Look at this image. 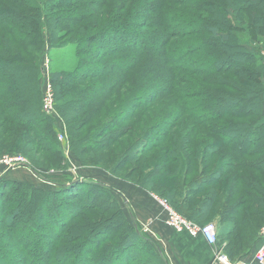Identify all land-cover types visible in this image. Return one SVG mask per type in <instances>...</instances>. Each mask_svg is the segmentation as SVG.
Masks as SVG:
<instances>
[{
  "label": "trees",
  "instance_id": "1",
  "mask_svg": "<svg viewBox=\"0 0 264 264\" xmlns=\"http://www.w3.org/2000/svg\"><path fill=\"white\" fill-rule=\"evenodd\" d=\"M110 1L0 0V32L12 42L0 48V61L8 65L0 70V157L30 148L67 163L57 147L55 119L41 110L38 63L45 48L72 44L74 68L52 71L49 79L68 131L88 128L82 138L69 131L75 158L82 166H96L91 158L108 154L115 164L101 169L114 176L131 166L123 180L138 174L142 180L130 184L148 193L163 178L171 179L161 197L199 225L217 214V245L224 244L232 262L249 260L264 225L256 229L249 222L247 215H258L256 209L245 212L249 204L264 212V61L256 51L264 39V0H154L144 7L145 16L105 26L101 17L110 13ZM168 2L197 14L180 21L183 35L201 37L185 44L181 54L167 50L159 36H177L172 29L178 20L160 19ZM129 4L126 0L118 12ZM148 27L165 32L143 35ZM130 29L137 31L132 45L121 39ZM140 35L147 43L160 38L159 47H142L134 41ZM14 46L30 62L10 55ZM186 57L194 58L192 65L183 63ZM151 75L161 77L159 86L150 88ZM200 76L206 91L198 85L186 91L188 78ZM124 92L129 96L122 102ZM162 102L172 111L154 121ZM110 103L116 110L121 106L114 116L107 112ZM27 167L41 176L33 161ZM44 180L54 189L0 181V264H167L112 187L75 182L69 175ZM252 196L257 199L251 203Z\"/></svg>",
  "mask_w": 264,
  "mask_h": 264
},
{
  "label": "rangeland",
  "instance_id": "2",
  "mask_svg": "<svg viewBox=\"0 0 264 264\" xmlns=\"http://www.w3.org/2000/svg\"><path fill=\"white\" fill-rule=\"evenodd\" d=\"M129 1H130V4H129L128 9L125 10L124 12H118L119 8L122 7L123 4H125L126 0H119V1L111 0L110 1V4H111L110 13L107 16L101 17L102 18L101 19V23L106 26V25H108L110 23H119V22L123 21L124 19L125 20L126 19L130 20L132 17L133 18L134 17L135 18H140L141 16H145L146 14H145V12L143 10L144 7L147 4H149L150 1L152 2L154 0H129ZM162 6H163V4H162ZM165 6H166V8L163 6V8L161 9L162 13L159 14L160 15V19H164V18H168L169 17L170 19L178 20V21H176L177 25L173 26L174 28L172 29L174 33H177V36L173 37V38H169L165 34H163L162 36L160 34L159 36L162 38L163 42L167 40V43H166L167 50L170 49L171 52H175L176 54L178 52V54H181V53H183V49L182 48L185 46V44H188L189 42L197 41L201 37L197 38V37H194V36H190L189 34L183 35L184 31H182V30H184V27L181 26L180 21H181V19H186L187 20L192 15L194 16V15H197V14H192V13L187 14V10L185 8H183V6L179 7L178 9H176L169 2L165 3ZM165 9L169 10V12H166L167 10H165ZM164 10H165V12H163ZM160 19H159V21H161ZM131 29H133V28H131ZM124 31H125L126 35L124 34L123 38H121V39L124 40V43H126L128 45H132L133 39H134V37H136L134 35V33H136L137 31L135 29L131 30V31H128V30H124ZM158 32L159 33H164L165 29L164 28H156V27H148V29L147 28L146 29L143 28V35H145L146 33L147 34L149 33L150 36L154 35V36L158 37V35H156V34H159ZM179 32H180V34H179ZM117 35L120 36V31H119V33H117ZM141 35H140L139 40H134V41L138 42L142 47L143 46L144 47L149 46V48L150 47L151 48L159 47V43H160L159 39L160 38H153L152 41H148V43H147L145 41V37L144 36L141 37ZM238 36L242 40L246 39L244 34L238 33ZM4 42L8 46H10V44H12L11 40L6 35H4L2 32H0V48L3 47ZM256 47H258V49L256 50L258 56L262 57V60L264 61V39L263 38L262 39L260 38V40L257 41ZM11 48L12 49H9L10 50L9 51L10 55H14V52H15V53L19 54L22 59H25V61L30 62L29 58L26 57V55H24L22 49H20L17 46L16 47L14 46V47H11ZM3 54L5 56H7L6 53H3ZM34 54H36V53L34 52L33 55ZM193 57L196 58L197 56H193ZM191 58H187L186 57V60H183V63L188 64V65H192V62L194 61L193 60L194 58H192V59ZM31 61L34 62V60H31ZM76 62H77V56L75 54V46L72 45V44H64L62 46H55V47H52V48L48 49V51H46V48H45L41 52V54L39 55V63H38V66L41 69V74H40L39 79H38V84H39V89L41 91V110H42V112H43V108H42V93H43V91H42V82H43L44 77L47 74L49 76L52 71H70V70H72L74 68ZM143 65L144 66H149L150 63H146V64H143ZM199 65H200V67H203L202 64L199 63ZM7 66L8 65L6 63H2L0 61V70L1 69H7ZM196 67H198V66L196 65ZM145 69L146 68L144 67V68H141L140 70L143 71V72H146ZM182 73H183V71H182ZM182 73H180L179 75L180 76H182L183 74L185 75V73H183V74ZM144 75H147V74H144ZM188 75L189 74H187L185 76H188ZM151 77H155V78L151 79ZM151 77L149 78V80L151 79L150 80L151 81L150 88L159 86V84L161 83V77L159 78V77H156L155 75H151ZM221 78L225 79L224 76H222ZM188 79L189 80H187V81L189 82V84L186 83L184 85L185 88H186V91H191V87L193 85H198V89L201 92L206 91V87H203L201 85V83L203 81V77L202 76H200L198 78L192 77V79L189 77ZM143 80H145V76H143ZM53 89H54L53 85L51 84V90H52V93H53V111H54V114L52 115V117H54L55 122H56L55 126L57 127V129H55L56 132H54V134H55L56 140H57V137H58L59 133H62V134H64L66 136V139H67L68 144H69V150H68V155H67V159H66L67 163L64 162V163L61 164L60 162H57V161H55L53 159H50L47 156V153L46 154L45 153H39V152H37V151H35L33 149L31 150L30 148H24L23 149L24 152L21 153V154H9L8 153V154H5L3 156H9V155L21 156V157H23L26 160V162L28 164H29V160L33 161L37 166L40 167L39 169H37V171L40 172L41 179H45V178L47 179L49 177H56V176L60 177L61 175H69L73 179L76 180V179H80V176H82L84 174V172H83L84 169H91L93 171L96 169V171H99L100 173H105L106 176L113 177V178L121 180L123 182L130 183L131 181H133V182L141 181L142 177L139 176L138 174L135 177L127 178V179H129L130 182L123 180L130 173L129 170L131 169V166H128L126 169H124L122 171L115 172L116 176L115 175L113 176L109 172L105 171L104 169H101V166L104 167V168H108V167L110 168L112 165L115 164V160L114 161H112V160L110 161V160L105 158V157H107L108 154L104 155V154L101 153L103 156H100L99 153L95 154L94 158L92 157L91 159L93 161H95L93 164L96 165V166H92V165H90V166H82L80 164L78 159H76L75 156L71 153L70 140H69V131H70V133H73L75 136H77L79 138H82L86 134L88 128H86L85 130H82V131H76V130H74L75 127H73V129H70L68 131V126L69 125L67 126V124H69V122H66V120H65V122H63V120L59 118V113L56 110V107H55V103L56 102H55L54 90ZM128 93L124 92V94H126V95L121 97V101L122 102L125 101L124 98L127 95L129 96ZM163 103L164 102H162L160 104V107H158V111L156 112L157 114L155 115L156 117L154 118V121L158 120V122H159L162 118L167 117L171 113L172 109L170 108V110H169V108L165 107ZM120 107L121 106L118 105L119 109H120ZM108 108H107L108 109L107 112L110 113V114L108 113L110 116L111 115L114 116L116 111L119 110V109L116 110V107L111 105V103L108 106ZM78 121L79 120L77 119L76 122H75V126H77ZM184 125L185 126H183L182 128L183 129H187V125L186 124H184ZM57 143H58L57 147L58 148L59 147L62 148L61 147V143L59 141ZM160 153H161V151L158 150V154H160ZM85 157L89 158L90 156H85ZM66 164H67V167L63 169V166L66 165ZM99 165H100V167H99ZM41 167H43V168H41ZM44 168H48L49 170H46ZM141 168H142L141 170L143 172L140 173V174L144 175L146 173V171L149 170V165L145 166L144 168L142 166ZM70 171L75 172L76 175L74 176L72 174V172H70ZM157 175H160V174H157ZM159 179H160V177H159ZM165 180L166 179L163 178V181L161 182V184L158 183V185H157L158 187H155V188L152 189L153 193H150L152 195V197L156 196L158 198L164 199V198L161 197V194H163L162 188H164V186L166 184L167 185L168 184L169 185L172 184V180L171 179H169V181H165ZM260 181H261L260 185L264 188V178H262V179L260 178ZM161 185H162V187H161ZM40 186L44 187V188L45 187L46 188L55 187L54 185L48 184L47 181H42V182L40 181ZM222 192L224 193V199H226L227 198V191H222ZM254 194L257 195L256 192L255 193L254 192L251 193V195H253V196H254ZM253 196H252V199H251V203H252V200L256 201V199H257V198H255ZM241 198H243V196H241ZM119 199L121 201V204L124 207V211L127 212V214H128V211H129L128 210L129 209L128 208V204L125 203L120 197H119ZM258 199L259 200H257V201L260 203V205H262L261 202H260V200L263 201L262 198H259V196H258ZM251 209H256L255 211H256V213H258V215H255V216L247 215L248 216V220H249V222L251 221L252 223H255V228L257 227L256 229H258V227L260 228L264 224V222H261V217L264 216V212H263V210H260L256 204L254 206H252L251 204H249L248 206L247 205L245 206V212L246 211H250ZM218 220H219V218H218L217 214H215V215H211L209 220H205V221L201 222L200 224H202V225L209 224V223L216 224ZM256 223H258V225ZM260 229H259V231H260ZM248 242L249 241H243V242L241 241V243L243 245L248 244ZM222 246H224V244ZM224 248H225V246H224ZM225 251H226V249H225ZM2 264H8V262L5 261ZM9 264H11L10 260H9ZM36 264H38V262H36Z\"/></svg>",
  "mask_w": 264,
  "mask_h": 264
},
{
  "label": "crops",
  "instance_id": "3",
  "mask_svg": "<svg viewBox=\"0 0 264 264\" xmlns=\"http://www.w3.org/2000/svg\"><path fill=\"white\" fill-rule=\"evenodd\" d=\"M83 172L80 180L103 183L125 198L132 222L139 225L141 231L156 244L167 264H213L211 249L202 238L176 232L164 224V214L150 193L130 183L106 176L96 169H84ZM1 180L29 182L40 186L41 176L25 166L7 170L0 167ZM257 246L258 244L255 250Z\"/></svg>",
  "mask_w": 264,
  "mask_h": 264
},
{
  "label": "built area",
  "instance_id": "4",
  "mask_svg": "<svg viewBox=\"0 0 264 264\" xmlns=\"http://www.w3.org/2000/svg\"><path fill=\"white\" fill-rule=\"evenodd\" d=\"M42 108L43 112L47 115H53V93L51 90V82L48 74L44 77L42 82ZM57 140L61 143L63 155L67 159L69 144L66 136L59 133ZM26 160L17 155H9L0 157V167L4 169H13L17 167L25 166L27 167ZM72 174L75 176L76 173L73 171ZM41 181H45L41 179ZM153 199L158 204L161 212L164 214V224L173 229L176 232H185L189 236L196 238L200 237L204 242L210 247L213 257V264H264V225L261 227L258 234V248L254 254L249 258V260H240L237 262H232L224 253V246L217 245V234L216 228L213 223L199 225L193 221L180 215L176 212L170 204L165 200L153 196Z\"/></svg>",
  "mask_w": 264,
  "mask_h": 264
},
{
  "label": "water",
  "instance_id": "5",
  "mask_svg": "<svg viewBox=\"0 0 264 264\" xmlns=\"http://www.w3.org/2000/svg\"><path fill=\"white\" fill-rule=\"evenodd\" d=\"M81 180L80 179H78V180H76L75 182H80ZM118 194H119V192H117ZM120 195V197L122 198V200L126 203V200H125V198L121 195V194H119Z\"/></svg>",
  "mask_w": 264,
  "mask_h": 264
}]
</instances>
